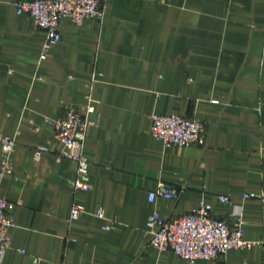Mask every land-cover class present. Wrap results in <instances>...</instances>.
I'll use <instances>...</instances> for the list:
<instances>
[{
  "label": "crops",
  "instance_id": "0c3cea01",
  "mask_svg": "<svg viewBox=\"0 0 264 264\" xmlns=\"http://www.w3.org/2000/svg\"><path fill=\"white\" fill-rule=\"evenodd\" d=\"M16 1L0 0V132L17 142L0 178L15 203L0 264H189L148 245L147 219L201 199L231 222L241 213L254 243L194 264H264V0H100L104 18L63 17L45 57V30ZM70 108L90 121L87 189L46 120ZM153 113L203 121L206 142L164 144ZM159 183L179 197L151 201Z\"/></svg>",
  "mask_w": 264,
  "mask_h": 264
},
{
  "label": "built area",
  "instance_id": "2783aa9c",
  "mask_svg": "<svg viewBox=\"0 0 264 264\" xmlns=\"http://www.w3.org/2000/svg\"><path fill=\"white\" fill-rule=\"evenodd\" d=\"M16 11L26 13L34 19L37 27L45 30L46 38L43 44L45 57L46 50L61 39L60 21L69 17L76 23L87 18L103 19L105 10L100 0H17ZM88 111L93 109L88 104ZM150 132L162 139L166 145L190 146L206 142L205 123L201 120L187 118L178 113H153ZM47 122L54 129V138L62 144L59 155L73 159L76 162V177L71 181L74 189L90 187V159L85 153L86 130L90 121L76 109L70 108L64 112L48 117ZM17 142L15 137L0 132V150L3 155L0 167V178L6 171H11V153ZM50 148L48 145H39L34 156L39 159ZM181 189L166 183L149 192V199L154 201L158 197L176 199ZM255 196L254 193H245L244 197ZM219 199L231 202L229 195H219ZM15 203L0 193V255L11 245L10 227L13 225L11 209ZM84 208L74 202L70 218H77ZM97 215L103 217L104 211L99 209ZM244 219L241 213H235V220L229 221L226 217L213 213L212 205L201 199L198 205L187 212L164 217L160 211L154 210L147 219L148 245L159 251L172 250L177 255L194 264L199 259H217L221 254L234 248H244L254 242L244 237ZM106 229L111 224L104 226ZM21 251H24L21 249Z\"/></svg>",
  "mask_w": 264,
  "mask_h": 264
}]
</instances>
